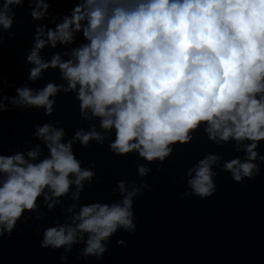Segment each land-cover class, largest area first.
Listing matches in <instances>:
<instances>
[{"label": "clouds", "instance_id": "9594fccd", "mask_svg": "<svg viewBox=\"0 0 264 264\" xmlns=\"http://www.w3.org/2000/svg\"><path fill=\"white\" fill-rule=\"evenodd\" d=\"M31 3V16L43 21L51 4ZM22 4L23 0H5L0 26L11 29V6ZM54 23L36 27L27 57L36 66L29 79L35 81L49 67H59L67 86L50 82L40 90L17 87L18 96L4 95L0 109L7 110L10 99L14 106L43 107L51 115L53 97L74 92L82 116L99 117L104 131L92 125L90 131L81 128L65 141L63 127L45 123L35 132L42 145L27 155H0V237L11 236L25 211L39 207L41 196L52 208L75 185L78 200L95 172L82 167L73 144L104 143L113 131L109 146L115 154L137 152L147 161L163 162L177 144H190L203 126L210 140H235L237 150L243 146L247 159L223 163L234 180L243 182L259 172L256 161H264L258 150L264 140V0H81ZM80 32L87 42L72 49L71 59L59 53L49 61L42 58L46 45L74 44ZM221 159L210 153L193 165L191 192L185 195L211 196L216 190L213 165ZM137 169L141 177L151 171L145 164ZM128 184L118 182L119 203L82 205L73 224L44 229L42 246L70 249L86 242L83 255L102 256L105 241L117 230L136 229L134 198L141 188L133 182L129 190Z\"/></svg>", "mask_w": 264, "mask_h": 264}, {"label": "water", "instance_id": "95a60500", "mask_svg": "<svg viewBox=\"0 0 264 264\" xmlns=\"http://www.w3.org/2000/svg\"><path fill=\"white\" fill-rule=\"evenodd\" d=\"M48 2L49 15L43 21L33 19L31 0H23L22 5L11 6L15 12L13 27L6 30L0 26V102H5L4 95L18 96L17 87L40 90L50 82L67 86L59 67H49L35 81L29 79L31 68L36 65L27 57L35 44L37 25L54 27V22L61 21L81 0ZM4 3L0 0V8ZM86 42L80 32L74 44L46 45L41 56L49 61L59 53L62 59H71L72 49ZM53 98L56 104L51 115L43 107H19L12 105L10 99L7 101L8 109H0V155L18 151L27 155V151L42 145L35 132L37 125L45 123L63 127L65 141L81 128L90 131L92 125L104 131L99 117L88 120L82 116L74 92L61 91ZM114 139L113 131L104 143L92 140L87 146L79 141L73 144L82 167L93 169L95 176L85 181L78 200L73 195L75 185L52 208L43 196L39 197V207L25 211L11 236L0 237V264H264V161H256L260 170L254 177H245L243 182L234 180L223 163L237 157L247 159L243 146L237 150L235 140L218 144L208 138L203 126L190 144H177L163 162L147 161L137 152L117 155L109 146ZM258 150L264 155V140ZM210 153L222 157L213 165L215 192L208 197L185 195L191 192L189 180L195 175H189V169ZM139 164L150 167L147 176L139 175ZM3 178L0 173V180ZM120 180L129 182V190L133 182L141 188L134 198V231L117 230L105 241L107 248L100 257L83 255L86 242L73 244L70 249L42 246L44 229L73 224L74 213L79 212L80 206L119 203ZM74 204L77 207L73 208Z\"/></svg>", "mask_w": 264, "mask_h": 264}]
</instances>
